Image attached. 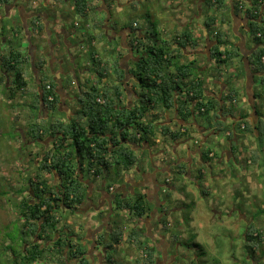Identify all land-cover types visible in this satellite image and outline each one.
Returning <instances> with one entry per match:
<instances>
[{
	"label": "trees",
	"instance_id": "trees-1",
	"mask_svg": "<svg viewBox=\"0 0 264 264\" xmlns=\"http://www.w3.org/2000/svg\"><path fill=\"white\" fill-rule=\"evenodd\" d=\"M65 1L52 2L60 7ZM70 1L73 6L72 14L84 20L85 28L91 35L90 39H95L97 34L102 33V25L105 24L98 6L93 4L94 0ZM104 1L106 10L111 13L110 1ZM13 2L14 0H0V5ZM203 3L206 5L205 9L202 6L204 13L208 10L213 12L203 25L205 33L210 35L211 40H215V44L208 49L212 60L217 64H231L238 57L241 62L246 59L251 71L264 72V0H232L230 4L225 3V0H203ZM242 11L250 18L248 32L252 46H256L244 58L239 47L230 48L228 32H222L218 27L219 23L226 20L225 17ZM38 19L40 17L34 16L29 25L34 27L33 31L42 32L43 26L39 24L35 27ZM133 23L134 21L129 25L134 32L138 31L139 23L136 26ZM18 25L21 30L16 28V35H20L26 27L22 21ZM156 31V27L155 30H149L148 39L135 32L128 45L137 50V55L127 64V59L123 60L124 57L120 54L112 62L110 56H100L96 50L89 51L93 79H89V85L75 94L77 113L70 116L69 120L58 118L51 121L45 120V111L56 112L61 109V99L54 81L51 80L48 84L41 79L33 89L28 80V72L32 74L33 66L31 53L20 45L11 44L12 38H7L9 45L0 54V84L7 91L8 100L18 96L29 107L26 133L23 134L22 129L20 133L24 138H31L35 142H42L44 137L52 139V146L45 147L42 158L34 163V171L29 168L28 174H25L27 180L18 190L15 205L23 238L17 245L19 250L16 253L12 250V264H65L72 257L75 258L73 264H96V261L90 260L86 246L78 241L81 236L79 239L77 236V239H72L77 234L69 226L60 225L64 220L60 209L79 210L85 202L89 187L85 184V171L92 178L98 180L100 177L105 180L114 166L130 169L140 157L134 153L128 142L137 144L150 141L160 128L156 121L172 107L176 108L178 115L185 121L193 112L197 116H205L207 120L210 111H214L211 118H208L210 128L220 117L219 111L222 115L231 112L227 104L234 102L238 91L228 90L222 96L223 103L220 104V100L208 97L204 92V80L198 75L200 68H197L196 58L184 60V50L188 47L196 49L200 41L206 38L204 32L199 38H194L187 27L173 35L171 40L164 41L159 37L160 32ZM42 62L40 65L36 62L35 66L42 67ZM113 68L115 83L108 82L110 70ZM73 78L66 83L70 84L74 81ZM261 83H264V76ZM256 95L260 96V93ZM97 98L103 99V102H99ZM18 117L15 116L16 119ZM263 121L260 118L256 124H252L242 116L240 124L244 123L245 131H258L259 135L256 137L262 142ZM131 129L134 131H130ZM225 129L227 130L226 127ZM160 132L172 139L185 133L180 129L172 131L165 125L161 126ZM209 153L210 150H204L203 159H208ZM29 161L31 165L33 157ZM106 187L109 188L110 184H106ZM170 195L169 192L166 198L170 199ZM113 203L118 212L115 215L119 217V212L123 211H127L128 215L123 221L116 219L113 228L107 230L108 237L102 241L103 264H123L115 255V247L121 242L126 243V253L135 252L134 264H156V248L147 243L146 231L139 224L140 218L153 210L145 194L137 193L122 199L117 193ZM165 220L162 217L160 223L166 230L168 227ZM126 221L132 222L133 226L126 228ZM262 235L261 231L249 225L245 231L246 248L254 251V242L264 241Z\"/></svg>",
	"mask_w": 264,
	"mask_h": 264
},
{
	"label": "crops",
	"instance_id": "crops-1",
	"mask_svg": "<svg viewBox=\"0 0 264 264\" xmlns=\"http://www.w3.org/2000/svg\"><path fill=\"white\" fill-rule=\"evenodd\" d=\"M52 1L15 0L16 5H14V8L16 10V7H18L21 21L26 24L25 32L27 34V40L30 43V53L32 54V57H35V60H38V54L45 50H41L39 48V44L43 40L45 41L47 38H55L52 42L51 53L49 50L47 53L48 64L50 63L48 65V68L51 69L49 78L54 81L56 89L58 90V93L60 95L61 109H59V111H66L72 117L73 110L70 109V105L68 104V102L74 101L76 103L77 96L75 94L78 93L80 89H83L89 85V83L87 82L89 79H93L89 51L96 50L97 53L100 54V56H110L109 58L112 62H114V60L118 58V54H120L126 57V64L127 62L130 63L132 61L133 55H135L133 51L135 49H132L128 45L129 40L134 37L135 32L139 33L140 36H143V38L148 39L150 37L149 30H152L153 27L152 25H149V27L141 29L139 26V30L134 32L132 27L129 25V22L127 23V25H123L122 27L119 23L116 22L114 24V26L118 25L116 29L115 27H112L110 15L105 21V25H102V33L97 34L95 39H90L91 35H89L88 30L85 28L86 25L84 24V20L81 19V17H78L75 14L72 16L73 19L71 20L67 17L72 13L71 10L73 6L71 4V1L66 0L60 7L56 6L57 4ZM108 1H110L111 9L116 7V5H119V11H122L121 0ZM132 1L133 0H130L129 3L133 5ZM198 2L199 4L200 2L204 4L203 0H199ZM230 2H232V0H225V3L227 4H230ZM180 3L183 5H181ZM93 4L95 6H98L100 12L105 13L104 9H107V7L104 0H94ZM169 6L172 7L173 14L170 15L167 21H164V24H162L164 27L162 28V31L159 32L163 33V37L160 39L169 41V39L171 40V38H173V35L183 31L187 27L192 31V35L194 36V38H199L200 34L204 32L206 38L200 41V45H198L196 49H193V47H188L184 50V60H191L193 58H196L199 54L202 55V53H208L209 64H211L214 60H212L210 56V50L208 49H210L215 44V40H211L210 35L205 33L203 25L207 17L213 12L208 10L206 13H204L200 8L201 6H199V17L201 18V20L196 22L190 17L193 15V13L190 11V4L188 6H184V3L180 0H170ZM181 6L183 7L181 8ZM15 10L12 12L14 13ZM34 16L40 17V19L37 20V25L35 27H38L39 24L40 26H43L44 29L42 32L33 31L34 27H31L29 25L32 23ZM225 18L226 20L223 23H219L218 27L222 32H228L227 36L230 40V48H233V46L235 47L241 45L239 46L240 50H242L244 55L248 57L256 47L252 46L253 42L251 41V39H247V37L244 36L242 41L239 39L237 41V39H235L232 35L234 34V31L236 34L243 36L240 30L242 28H245V30L248 31L250 18L243 11L239 12V14L237 15L231 14L230 17ZM15 23L17 25V20L15 21ZM134 23L138 22L134 20ZM196 27L198 29H196ZM104 28H106V31ZM112 30L113 33L111 35V39L119 38V43L116 46L112 45L110 40H107ZM33 34L37 36L36 40L31 42ZM72 39H74V43H71L70 40ZM83 41H87V43H90L89 48L84 52V58L86 59L84 63L87 67H84L85 73L82 72L81 74H77L76 72H74L75 68L73 66L76 62V56L81 54L78 53V50H84L85 48L83 47V45H85V43L83 44ZM63 44L67 45L68 47L67 52L69 59L63 56L65 54L62 50ZM202 45H204V49L202 48ZM42 57L43 55H41L40 57V62L45 61L42 60ZM40 62H38L39 65ZM198 63L201 69L208 67V65H206V62L204 61H200ZM244 63L245 66L241 64L239 58L237 57L232 61L230 69H228V66H226L222 72V67L224 66H221L219 70L215 71L212 77L210 75L204 77L203 74H198L201 75L202 79L204 80V92L208 95V97H213L216 100L221 101L222 96H225L228 93V90L236 89L238 91V93L234 96V102L229 103L231 106L229 107V104H227V108L231 109V112L222 115L221 111H219L218 114H220V117L219 119L215 120V125L211 126V128L209 127L210 120H208V118L212 116V114H214V111H210L209 115H207V120L205 116H196L197 113L195 114L193 112L190 120L185 121L181 116L178 115L176 108L172 107L168 111L164 112L163 115H161V118L156 121L157 123H159L160 128L158 131H156V134L151 137L150 141H141L137 144L132 141L128 142V144L131 145L130 147L133 148L134 153L140 157V160L139 163L137 162L130 169H122V171L124 170V172L129 173V175L132 174L130 172H134V170L137 173V170L135 169L137 165L138 171L144 173V181L140 182L141 184L138 188L140 192L136 193L145 194L147 200L151 203L152 206H154L151 212L145 214L142 218H140L139 224L143 226L146 231V234L148 236L147 243L150 246L156 248V261L157 263L159 262L158 264L174 263V257L170 256V254L166 251L167 242L169 244V241H171V232L166 234L165 231L170 230L172 222L166 218L167 212L163 209H167L163 204V199L164 196L166 197V195L169 194V190L174 189L176 192L173 193V191L171 190L172 193L170 192V199H168L171 204L174 202V204L172 205H175L176 201L184 200V194L182 192H179L178 187L182 182L181 176H184L188 169H190V172L186 177H188V181L193 184L194 182L199 183V181L202 180L208 181V179L204 176L206 173L204 172L205 170L203 166L205 164H211L210 161L216 160L217 164L219 165H222V162H225L226 164H230L232 168L235 167L236 163V165L241 166L243 175L238 176L237 174V176H235V171L231 173L225 172V176L227 179H229L230 182L239 184L240 177L244 178L247 181V185H249V189H254V187H256L257 189V187L260 186V183L262 184V180H259L256 186L252 183L251 178L254 179V176L259 173V170H261V162L264 161V136L263 141L261 142L260 139L256 137L259 135V132L256 130H253L252 132L250 130L245 131V125L243 122L240 124V121L242 120V116H245L246 120H250L252 124H256L258 119H262V117L264 118V110L260 111L258 108L260 106L263 107L264 105V83H261V78L264 76V72L251 71L250 66L246 63V59ZM35 64L36 62L33 61L34 71L32 72V75L36 78L37 74L39 73V77L38 79H36L39 83V81H41L42 79L41 74L43 72V66L36 67ZM244 68L246 69V71L243 70ZM113 70L114 68L110 70L108 82L110 81L115 83V72ZM72 77H74L73 80H77L78 82L74 86H72V83L74 81H72L70 84H67L66 86H68V90L65 84L68 80H71ZM79 84L81 85L79 86ZM257 93H260V96H257ZM222 103L223 101L220 102V104ZM75 108L77 109V107ZM47 113L48 112L45 111V116ZM221 121L222 124H220ZM163 125L169 127L172 131H177L178 129H180L181 132L185 133H183L176 139H172L169 135H162V133L160 132L161 126ZM214 126H217V128H215ZM225 127L227 128V130L225 129ZM262 128L264 132V125L262 126ZM201 135L204 136L201 137ZM200 138H203L202 141L204 142V144L202 145L198 143V139ZM170 140H172V142ZM163 141L165 149L162 148L160 150V156L163 157V159H160V157H158L159 161L153 163V169H155V172H152L153 169L151 170L148 168L149 161L147 160V158L144 159L142 158L143 156L140 155L138 151L139 147H141L143 144L145 146H148L149 144V146L154 145L156 147V144ZM226 141H228V143ZM240 141L242 143H240ZM207 149L210 150L208 159H203V151ZM171 150L173 155H171ZM146 163L147 167L145 168L144 165ZM217 164L216 166H218ZM179 170H181L180 173L178 172ZM193 170L197 172H194L195 175L192 172ZM135 172L133 173L134 175L129 179L132 182H134ZM175 173L177 174V176H175ZM86 178L87 180L85 182H88L90 177L86 176ZM200 178H202V180H199ZM100 179L101 178L99 177L98 180ZM108 179L109 178L107 177V179L104 180L106 184L109 183L107 181ZM97 182L99 183L100 181ZM94 186L95 185L93 183V189ZM215 188L216 186L214 184L207 186L204 185L202 187V189L204 190L203 195L214 194L216 192ZM109 190L113 193L110 196L111 199H109V201H111V205L109 201L106 202V200L102 202L100 208L98 207L95 209L92 207V205H89V207H87V210H85V214H83L82 211L80 212L82 216H80L79 218L83 223H81L80 225L76 224L79 228L74 229L73 226H70L71 230H73L72 232L79 234V236L83 238L81 239L82 242H85L84 239H86V237L82 235L89 232V237L87 238L88 240L86 241V244L83 245L86 246L87 250L89 248V252H92V250H94V254L90 258V260H93L94 257L96 259V264H103L104 259V246L102 245L101 247V244H103V242L99 244L97 237L105 230L113 228V225H115L114 221H116V219L118 220L120 215L123 214L118 221H123V218H126V216L128 215L127 211H123L122 213L119 212V217L117 216L116 219H113L114 215L118 213L114 210H111L112 205H114L113 200L115 198V195L117 193L120 194L122 199L130 198L132 196L129 195L130 186L127 184H122L120 188H116L114 183H111ZM233 190H235V185L226 186L223 188L222 197L225 199L223 200L219 209L212 210L213 215L222 216L226 211H228L227 209L230 210L229 204H225L224 201L228 198L229 193L232 195V193L234 192ZM186 191L192 192L191 188H187ZM102 199H106V197H103ZM172 208L177 209V207L174 206H172ZM93 209L95 210V212L93 211ZM98 213L101 216L95 218L96 220H94L93 215ZM162 217L166 219L165 221L168 227V229L166 230L160 223ZM242 217H244V219L246 218L247 225L249 227V225L252 224L253 221L249 220L246 215H242ZM73 218H71V221L69 223H72ZM210 222H215V218L212 219L211 216ZM248 227H246L244 230L246 231ZM65 230L67 232V229ZM90 233L91 235H89ZM74 238L77 239L76 236ZM156 245L158 247H156ZM120 246H124V256H121V253H118V248ZM157 248L159 251L157 250ZM125 249V242H121L120 244H118L115 247L116 257L121 259L123 264H134L135 252L132 251V254H128L126 253ZM161 250H163V254L160 253ZM157 252L159 253V256ZM126 257H128L129 260H127Z\"/></svg>",
	"mask_w": 264,
	"mask_h": 264
},
{
	"label": "rangeland",
	"instance_id": "rangeland-1",
	"mask_svg": "<svg viewBox=\"0 0 264 264\" xmlns=\"http://www.w3.org/2000/svg\"><path fill=\"white\" fill-rule=\"evenodd\" d=\"M129 1L130 0H121L122 11H119V5H116V7L110 10V14L105 8V13H100L104 21H106L111 15L110 21L112 27H115L116 29L118 26H114L116 22L119 23L122 27L123 25H127L128 22L131 23L132 21L136 20L139 23L141 29H145L149 27V25H152L154 30L155 27L157 28L156 32H161L162 28L164 27L162 24H164V21H167L170 15L173 14V9L169 6L170 0H133V5L130 4ZM180 1L184 3V6H188L190 4V11L193 13V15L190 16L192 20L196 22L201 20V18L199 17V10L200 8L202 9V6L204 7L203 9H205V4H202V2H200L199 4V0ZM199 6L201 7L199 8ZM182 7L183 6H181V8ZM11 13L13 12L11 11ZM70 16L67 17L70 20L73 19L72 13L70 14ZM15 19L18 22L17 24L21 23L20 13L18 12L17 7L15 17L13 19L5 18V23L1 25V27L3 28V32L0 33V54L5 52V49L9 45V43L6 42L7 37L12 38L11 44L20 45L23 49H27L29 50V52H31L30 43L27 40V34L25 30L22 31L20 35H16L17 33L15 32V29H21L19 25H16ZM104 29L106 31V28ZM196 29L198 28L196 27ZM240 32L243 36H240L233 31L234 34L232 36L237 39V41L238 39L242 41L244 36H246L247 39H250V34L247 30H245V28H242ZM110 33L111 34L110 36H108L107 40H110L112 45L114 46L118 45L119 38L111 39L113 30ZM159 35L160 38L163 37V33H160ZM36 36L35 34H33L31 42L36 40ZM54 39V37H50L45 41L43 40L39 44V48L41 50H45L38 54V61L35 60V57H32L31 54L32 62H39L41 55H43L42 60L45 61L42 62L43 72L41 74V78L46 81L52 80L51 78H49L51 69L48 68V65L50 63L48 64L47 53L48 50L51 53V46ZM70 41L71 43H74V39ZM84 43L85 45H83V47L85 48L84 50H78V53L81 54L76 56V62L73 66L75 68L74 72H76L77 74H81L82 72L85 73L84 67H87L84 63L86 61V59L84 58V52L87 51L90 43H87V41H83V44ZM239 46H233V48L235 49ZM202 48L204 49V45H202ZM62 50L65 53L63 56L69 59L67 45L63 44ZM240 52L244 58L243 51L240 50ZM196 60L197 62L204 61L206 62V65H208V67L201 69L199 63H197V68L198 66L200 68L199 73L203 74L204 77H207L209 75L212 77L215 71L219 70L221 66H224L222 67V72L226 66H228V69L231 68L230 63L217 64L213 61L211 64H209L208 53H202V55L199 54L196 57ZM241 64L245 66L244 61H242ZM31 69L33 72V66L31 67ZM244 70L246 71L245 68ZM1 75L2 67L0 63V76ZM38 75L39 73L35 78L30 71L28 72V80H30V86L33 89L38 86V81L36 80L39 77ZM74 81L76 82L74 84L72 83V86L76 85L78 82L77 80ZM66 85L67 83L65 84V86ZM139 86L140 85L138 84L137 87ZM66 88L68 89V86H66ZM68 104L70 105V109L73 110V114L77 113L75 107H77L78 109V105H76L74 101H70L68 102ZM258 108L260 111H263L264 105L263 107L260 106ZM29 114V107L23 104V99L16 96L14 99L8 100L7 91L4 89L3 84H0V264H12V260L14 259L12 250H14L15 253L19 250V246L17 245L21 243V239L23 238V233L20 229L21 221L15 204L19 194L18 190L24 185L23 182L27 180L25 174H28L29 168L34 171V163L38 162L39 158H42L43 152H45V147L52 146V139L49 137H44L42 142H35L31 138H24L21 135V129L23 131V134L26 133L25 127L27 121L29 120ZM16 115L19 116L18 119L15 118ZM44 118L47 121L58 118L69 120L70 115L66 111L57 110L56 112L49 111L46 116L44 114ZM130 131H134V129H131ZM135 133L137 132L135 131ZM29 140H31L30 142L32 143H29ZM170 141L172 142V140ZM226 142L228 143V141ZM240 143L242 142L240 141ZM156 145L157 146L155 147L154 145L149 146L148 144V146H145L143 144L141 147H139L138 150L140 155L143 156L142 158H147V160L149 161L148 168L151 170L153 169V163L159 161L158 157H160V159H163V157L160 156V150L162 148L165 149L164 141L159 142ZM170 152L171 155H173L172 150ZM32 157L33 162H31V165H29V160ZM210 162L211 164H208L209 166L206 164L203 166L205 170L204 172L206 173L204 176L208 179V181H204L202 180V178H200L199 180L202 181H199V183L194 182L193 184H191L188 181V177H186L188 176L190 169L186 171V174H184V176H181L182 182L179 184L178 190L179 192H182L184 194V200H178L175 202V205H172L174 204V202L171 204V202L164 196L163 204L167 209L165 210L167 212L166 218L172 222L170 230L165 231L166 234L171 232V241H169V244L167 242L166 251L170 254V256L174 257L173 264H264V241L259 243L257 241L254 242V251L246 248V236L244 229L248 227V225L246 218L244 219V217H242V215H246L249 220L253 221L250 225H252V227H255L257 231H261L263 233L262 236H264V161L261 162V170H259V173L254 176V179L251 178L252 183L256 186L258 181L262 180V184L260 183V186H258L257 189L256 187H254V189H249V185H247V181L244 178L240 177L239 184H234V182H230L229 179L226 178L225 172L231 173L235 171V176H237V174L238 176L243 175L241 166L236 165V163L235 167L232 168L230 164H226L225 162H222V165L217 164L216 160ZM216 164L218 166H216ZM144 166L146 168L147 163ZM122 169L123 167L116 166L110 169L111 172L109 173V179L107 180L109 182L108 184L114 183L116 188H120L122 184L129 185L130 189H132L129 192V195H135V192H140L138 188L140 187V182L144 181V173L138 171L136 165L135 169L137 170V173L134 170L135 178L133 177L134 182H132L129 179L134 175V172L131 171L130 173L132 174L129 175V173L124 172V170L122 171ZM152 172H155V169H153ZM192 172L194 175L195 173H197L195 172V170H193ZM85 174L87 177H90L88 184H91L93 186L94 183L95 189L97 186H100V188H104L106 186L103 178L100 180H97V178H92L87 171H85ZM175 176H177L176 173ZM97 181H100L101 184L99 185L100 182L98 183ZM212 184L216 186V192L214 194L203 195L204 190L202 189V187L204 185L207 186ZM234 185V192L232 193V195L229 193L228 198L224 201L225 204H229L230 210L227 209L228 211L223 214L224 218L223 215H213L212 210L219 209L223 200L225 199L222 197L223 188L226 186ZM187 188H191L192 192L186 191ZM171 190L173 191V193L176 192L174 189ZM171 190H169V192L172 193ZM101 195V191L100 194L98 192L92 193V202L94 204L99 203ZM172 206L177 207V209L172 208ZM111 210L116 211L114 205H112ZM93 211L95 212L94 209ZM60 212L64 216V220L60 223V225H62L61 227H63L64 225H66L67 227L69 225V227L73 226L74 229L79 228L76 224H79L77 222L80 220L79 217L82 216L81 213L75 212L73 214L70 208H65V210L60 209ZM122 215H120V217ZM99 216H101L99 213L94 214V220H96L95 218ZM211 216L212 219L215 218V222H210ZM120 217L118 219H120ZM71 218H73L72 223H69L71 221ZM116 218L117 215H114L113 219ZM126 224V228L128 227V229L133 225L128 221H126ZM88 233L89 232L82 235L86 237V239H84L85 242H80L82 245L86 244V241L88 240L87 238L89 237ZM108 233L109 232L105 230L97 237L99 244H101L102 241L104 242V240H106V238L108 237ZM74 234L77 233L74 232ZM89 235H91V233ZM72 239L75 238L73 237ZM102 245L103 244H101V247ZM156 247L158 246L156 245ZM123 250L124 246H120L118 248V253H121V256L125 255L123 254ZM160 253L163 254V250H161ZM157 254L159 256L158 252ZM126 259L129 260L128 257H126Z\"/></svg>",
	"mask_w": 264,
	"mask_h": 264
},
{
	"label": "flooded vegetation",
	"instance_id": "flooded-vegetation-1",
	"mask_svg": "<svg viewBox=\"0 0 264 264\" xmlns=\"http://www.w3.org/2000/svg\"><path fill=\"white\" fill-rule=\"evenodd\" d=\"M14 5H16L15 4V0H14V2L13 3H11V4H7V3H3L2 5H0V33L1 32H3V28L1 27V25H3L5 22H4V19L6 18H14L15 17V12H16V10H15V8H14ZM11 6V7H10ZM10 7V8H9ZM18 8V7H17ZM15 10V12L14 13H11V11H14ZM11 16V17H10ZM25 25V24H24ZM134 51V54L135 55H133V57H132V60L135 58L134 56H136L137 55V50H133ZM124 57V56H123ZM124 59H126V57H124L123 58V60ZM123 65H125L124 63H123ZM91 67H93V64L91 63ZM6 79H7V77H6ZM197 116V115H196ZM191 118V117H190ZM190 118L187 120V121H189L190 120ZM219 119V118H218ZM215 127V126H214ZM215 128H217V126L215 127ZM216 131V130H215ZM202 136H204V135H201V137ZM202 139L203 138H200V139H198V143L200 144V145H202V144H204V142L202 141ZM202 141V142H201ZM85 184L86 185H88L89 187H88V189H87V194H86V199H85V202H84V204H83V206L82 207H80V209L78 210H71L72 212H73V214L76 212V213H80L81 211L83 212V214H85V210H87V207H89V205H92V207L93 208H98V207H100L101 206V204H102V202L104 201V200H106V202H108L109 201V199H111V195L113 194L110 190H109V188H107L106 186L104 187V188H100V186H97L96 187V189L94 190V189H92L93 188V186L91 185V184H88V182H85ZM101 183H99V185H100ZM91 186H92V188H91ZM95 187V186H94ZM132 189H130V191H131ZM100 191L102 192V195L100 196V200H99V203H97V204H94L93 202H92V200H91V194L92 193H94V192H98L99 194H100ZM136 193V192H135ZM136 195V194H135ZM134 195V196H135ZM103 197H106V199H102ZM109 203H110V205H111V201H109ZM100 204V205H99ZM98 205V206H97ZM77 223H79V224H81V223H83L81 220H79ZM75 236H77L78 237V239H79V234H77V235H75ZM81 239L82 238H80L78 241L79 242H81ZM87 253H88V256L91 258L92 256H93V254H94V250H92V252L90 251L89 252V248H88V250H87ZM93 260L95 261L96 259L93 257ZM75 261V258L74 257H72V258H69V259H67L66 260V263L65 264H73V262ZM159 263V262H158ZM157 262H156V264H158Z\"/></svg>",
	"mask_w": 264,
	"mask_h": 264
},
{
	"label": "built area",
	"instance_id": "built-area-1",
	"mask_svg": "<svg viewBox=\"0 0 264 264\" xmlns=\"http://www.w3.org/2000/svg\"><path fill=\"white\" fill-rule=\"evenodd\" d=\"M134 26H136V23H134ZM263 60H264V57H263ZM49 87V86H48ZM97 100L99 101V102H103V99H101V98H97Z\"/></svg>",
	"mask_w": 264,
	"mask_h": 264
},
{
	"label": "clouds",
	"instance_id": "clouds-1",
	"mask_svg": "<svg viewBox=\"0 0 264 264\" xmlns=\"http://www.w3.org/2000/svg\"><path fill=\"white\" fill-rule=\"evenodd\" d=\"M50 82H51V81H46V80H45V83H48V84H49ZM75 82H76V81H74L73 84H74Z\"/></svg>",
	"mask_w": 264,
	"mask_h": 264
},
{
	"label": "water",
	"instance_id": "water-1",
	"mask_svg": "<svg viewBox=\"0 0 264 264\" xmlns=\"http://www.w3.org/2000/svg\"><path fill=\"white\" fill-rule=\"evenodd\" d=\"M247 63V62H246ZM103 253H104V251H103Z\"/></svg>",
	"mask_w": 264,
	"mask_h": 264
}]
</instances>
